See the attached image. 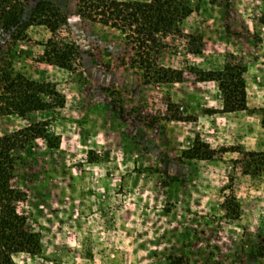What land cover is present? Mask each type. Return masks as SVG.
<instances>
[{
	"label": "rangeland",
	"instance_id": "374dc122",
	"mask_svg": "<svg viewBox=\"0 0 264 264\" xmlns=\"http://www.w3.org/2000/svg\"><path fill=\"white\" fill-rule=\"evenodd\" d=\"M38 1L0 22V75L57 93L45 111L0 116V138L37 126L59 141L14 152L19 210L40 235L14 263L264 264V168L247 159L264 151V0L194 1L179 29L202 54L167 37L159 62L183 81L163 85L144 84L124 34L80 17L77 0H45L68 31L29 26ZM49 40L75 44L73 70L45 61ZM226 64L246 67L247 111L222 112L218 84L199 81Z\"/></svg>",
	"mask_w": 264,
	"mask_h": 264
},
{
	"label": "trees",
	"instance_id": "16d2710c",
	"mask_svg": "<svg viewBox=\"0 0 264 264\" xmlns=\"http://www.w3.org/2000/svg\"><path fill=\"white\" fill-rule=\"evenodd\" d=\"M21 1L0 0V22L16 26L22 10ZM194 1L201 0H77V12L88 21L124 34V40L132 51L131 64L140 71L144 84H174L183 81V72L164 67L159 62V56L167 46L165 39L172 35L187 39L189 55L202 54V38L183 35L179 29V25L193 13ZM207 1L215 4L218 0ZM29 26H44L53 36L68 31L66 15L45 0L36 3ZM46 48L44 59L48 64L73 70V63L78 57L74 43L60 45L49 40ZM245 72L244 66L226 64L219 71L199 72V81L218 84L223 96L222 112L247 111ZM0 85V116L24 117L27 113L45 111L50 104L43 97H57L56 91L48 84L18 82L6 73L0 75ZM259 111L264 128V108ZM36 139H44L51 148H58L59 141L50 140L37 126L0 138V264H15L13 254H32L40 248V235L28 229L27 218L19 210V205L25 201V193L13 185L16 171L14 152L25 149ZM247 159L249 164H255L254 174L264 168V151L248 153ZM258 255L264 257L261 252Z\"/></svg>",
	"mask_w": 264,
	"mask_h": 264
},
{
	"label": "crops",
	"instance_id": "0c3cea01",
	"mask_svg": "<svg viewBox=\"0 0 264 264\" xmlns=\"http://www.w3.org/2000/svg\"><path fill=\"white\" fill-rule=\"evenodd\" d=\"M247 73V71L244 73V77H245V74Z\"/></svg>",
	"mask_w": 264,
	"mask_h": 264
}]
</instances>
